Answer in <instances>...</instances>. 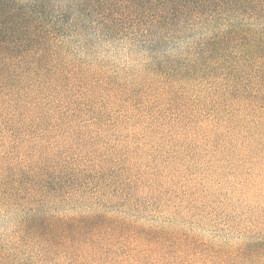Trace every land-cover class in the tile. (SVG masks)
<instances>
[{
    "label": "trees",
    "instance_id": "16d2710c",
    "mask_svg": "<svg viewBox=\"0 0 264 264\" xmlns=\"http://www.w3.org/2000/svg\"><path fill=\"white\" fill-rule=\"evenodd\" d=\"M101 51L139 57L149 89L210 103L230 126L264 136V0H0V207L18 213L16 244L73 249L70 264L130 227L109 212L117 189L98 165L48 143L65 109L55 92L100 77ZM21 142L33 151L18 153ZM49 197L87 210L46 213L38 204ZM11 257L0 264H23Z\"/></svg>",
    "mask_w": 264,
    "mask_h": 264
},
{
    "label": "rangeland",
    "instance_id": "374dc122",
    "mask_svg": "<svg viewBox=\"0 0 264 264\" xmlns=\"http://www.w3.org/2000/svg\"><path fill=\"white\" fill-rule=\"evenodd\" d=\"M93 58L100 77L55 92L65 109L48 143L98 165L102 183L117 189L109 212L130 227L85 247L76 263L264 264V136L230 126L210 103L182 104L157 85L149 89L139 57L125 62L122 52L101 51ZM26 145L18 153L33 151ZM52 202L38 205L46 213L87 210V202L74 211ZM17 217L0 207V254L23 264H70L64 253L73 249L16 244Z\"/></svg>",
    "mask_w": 264,
    "mask_h": 264
}]
</instances>
